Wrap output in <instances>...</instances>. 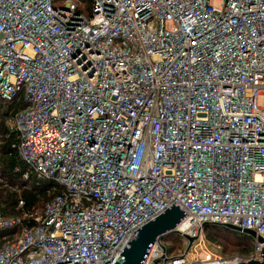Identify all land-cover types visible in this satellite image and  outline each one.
Here are the masks:
<instances>
[{
  "label": "built area",
  "instance_id": "obj_1",
  "mask_svg": "<svg viewBox=\"0 0 264 264\" xmlns=\"http://www.w3.org/2000/svg\"><path fill=\"white\" fill-rule=\"evenodd\" d=\"M55 1L0 0V98L25 102L5 136L55 193L35 223L0 213V264H115L173 202L143 264L259 259L264 0ZM207 224L254 230L252 253L204 248Z\"/></svg>",
  "mask_w": 264,
  "mask_h": 264
},
{
  "label": "trees",
  "instance_id": "obj_2",
  "mask_svg": "<svg viewBox=\"0 0 264 264\" xmlns=\"http://www.w3.org/2000/svg\"><path fill=\"white\" fill-rule=\"evenodd\" d=\"M15 99L0 98V213L5 217H21L22 225H25L35 223V217L43 214L46 203L55 193H49L50 182L42 181L33 172H30L28 180L24 179V173L29 168L14 147L17 137L15 134L5 136L8 117L24 107L18 105ZM20 200H23V204H20ZM9 232L0 230V247L4 243V234ZM205 233L211 242L220 246L224 255L248 256L252 253L254 243L250 244L244 234L224 225L207 224ZM177 236L181 235L172 233L164 238L177 240ZM167 248L170 253L177 254L173 252L175 247Z\"/></svg>",
  "mask_w": 264,
  "mask_h": 264
},
{
  "label": "water",
  "instance_id": "obj_3",
  "mask_svg": "<svg viewBox=\"0 0 264 264\" xmlns=\"http://www.w3.org/2000/svg\"><path fill=\"white\" fill-rule=\"evenodd\" d=\"M186 215L179 205L173 202L160 215L134 231L115 264H143L152 244L166 233L171 232ZM224 226L257 237L254 230L242 229L232 224ZM186 238L190 242L194 239L190 236H186ZM258 239L264 242L262 237H258ZM231 264H264V247L259 259L243 260Z\"/></svg>",
  "mask_w": 264,
  "mask_h": 264
},
{
  "label": "rangeland",
  "instance_id": "obj_4",
  "mask_svg": "<svg viewBox=\"0 0 264 264\" xmlns=\"http://www.w3.org/2000/svg\"><path fill=\"white\" fill-rule=\"evenodd\" d=\"M64 1L65 0H56L55 1V5H61ZM83 3H84V5L81 7V11L86 13V14H89L90 13V9H91L92 0H85V1H83ZM260 100L263 101V98L261 97ZM15 102H17L18 105L21 104L22 106H25V102L23 100V96L22 95H19V97L15 99ZM238 232L244 234V237H246L248 239L250 244H252V242L254 243V241H255V237L254 236H252V235H250L248 233H244V232H240V231H238ZM164 242H165L166 246L169 247V248L175 247V251L173 250V252H175V253H180V252H182L183 250H185L187 248V244H186L185 238H183L181 236L180 237L177 236V240L164 238ZM202 246L204 248H209L211 251L216 249L215 248V246H216L215 243L211 242L207 238V235H206L205 232H204V237H203V241H202ZM220 249H218V250L220 251ZM220 252H222V251H220ZM203 254H204V252H202L200 255H203Z\"/></svg>",
  "mask_w": 264,
  "mask_h": 264
}]
</instances>
